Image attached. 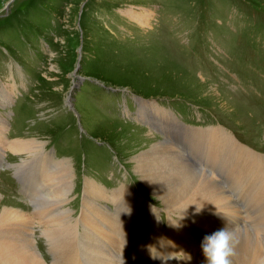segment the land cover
Wrapping results in <instances>:
<instances>
[{
  "label": "rangeland",
  "instance_id": "obj_1",
  "mask_svg": "<svg viewBox=\"0 0 264 264\" xmlns=\"http://www.w3.org/2000/svg\"><path fill=\"white\" fill-rule=\"evenodd\" d=\"M0 119L7 140H38L47 157L68 163L72 187L61 210L69 212V233L81 216L86 182L109 197L125 188L129 198L153 207L160 226L153 217L144 239L130 247L128 237L115 240L118 264L162 263L172 246L171 222L187 227L182 239H208L188 233L191 223L136 173L135 155L157 142L175 148L197 172L211 164L239 209L238 229L225 233L230 228L218 220L204 232L216 233L210 245L223 259L218 263L229 264L234 231L264 243L263 203L247 193L248 172L234 182L213 160L206 166L191 136L193 129H222L264 159V0H0ZM23 152H0V193L6 205L32 213L38 202L22 178L34 181L36 172L56 169L37 165L39 151ZM112 201L100 203L113 212ZM34 223L37 247L50 264L40 221ZM57 232L74 254L78 238Z\"/></svg>",
  "mask_w": 264,
  "mask_h": 264
},
{
  "label": "bare ground",
  "instance_id": "obj_2",
  "mask_svg": "<svg viewBox=\"0 0 264 264\" xmlns=\"http://www.w3.org/2000/svg\"><path fill=\"white\" fill-rule=\"evenodd\" d=\"M138 14L143 16L142 13ZM146 19L147 17L141 21L144 22ZM195 130H191L192 146L195 151L198 147L202 150L206 157L204 159L206 166L208 159L213 160L212 167L233 175L232 178L236 179H233L234 182L241 178V172L245 169V172H248L245 175L247 193L260 204L263 203L261 206L264 208V159L262 160L261 156L240 144L233 135L225 133L222 129L221 131L212 129L209 132L206 130L203 133L199 132L200 134H194ZM5 131L4 119H0V152H4L5 149L14 153L25 151L32 154V151L37 150L41 153L37 165L43 164L50 168L53 165L52 168H55L56 172L52 170L36 172L34 181L22 178L30 194L29 198L38 202L32 213L6 205L0 193V264H48L37 247L32 226L36 220L40 221L41 226H45V228L40 226L39 230L48 250L52 253L50 264H118L111 252L113 249L111 245L115 240L128 237L129 243L126 246L130 247L132 244H137L139 238L144 239L145 232L153 224V217L156 220L153 207L146 205V202L137 198L138 196L129 198L127 192L123 190L125 188L111 193L109 197L100 186L91 182L85 183L81 216L73 219V229L69 233L71 227L69 212L65 209L61 210V204L67 201V195L72 187V175L68 172V163L55 161L51 156L47 157L48 153L41 151L43 148L38 140H7ZM189 134L188 129L187 135ZM165 146L157 142L150 149L138 152L139 154L134 157V169L148 187L159 195L163 204L173 212L179 213L180 217H185L186 219H182L184 222L191 223L192 230L188 233H198L201 238L208 239H203L206 243L198 241L195 236H192L194 239L191 237L182 239L179 233L183 234L187 227L180 222H171L167 238L172 240V246L170 251L165 250L163 256L161 255L160 264H163V261L167 264H221L218 261L223 259L216 255L218 250L210 245L216 240V233L207 235L204 232H208L212 224L216 227L218 220H224L225 228H230L225 233L229 231L230 234L232 228L238 226L236 223L241 219L240 211L222 188L223 185L219 184L215 172L210 170L211 164L208 163L209 172L204 171L207 174L197 172V168L185 161L183 155H178L180 153L177 154L175 148L168 150ZM225 157L228 164L223 166L222 160ZM17 166L19 165H15L16 171L19 172L20 167ZM220 175L223 174L220 172ZM103 199L113 200L112 202L115 203L113 212L110 207L107 209L100 203ZM123 210L126 212L122 213ZM261 217L264 219V211ZM54 220L60 224L56 226L57 228L53 227ZM65 223L67 227L64 228ZM155 224L160 226L157 220ZM79 225L84 228L82 234ZM57 229L61 230L65 239L71 238L72 241L78 238L71 248L75 250H73L74 254L68 252L67 246L60 240ZM234 233L230 240L232 246L229 252L231 253L229 264H264V243H259L256 237L247 232L242 234V231H234ZM103 242L105 247L100 245V243L104 245ZM66 249L68 253L65 252ZM145 249L147 248L143 250ZM183 249H186L184 254L177 257L176 253Z\"/></svg>",
  "mask_w": 264,
  "mask_h": 264
},
{
  "label": "water",
  "instance_id": "obj_3",
  "mask_svg": "<svg viewBox=\"0 0 264 264\" xmlns=\"http://www.w3.org/2000/svg\"><path fill=\"white\" fill-rule=\"evenodd\" d=\"M77 66H78V64H77Z\"/></svg>",
  "mask_w": 264,
  "mask_h": 264
}]
</instances>
